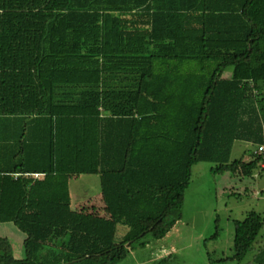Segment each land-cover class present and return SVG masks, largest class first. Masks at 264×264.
Returning <instances> with one entry per match:
<instances>
[{
	"label": "trees",
	"instance_id": "1",
	"mask_svg": "<svg viewBox=\"0 0 264 264\" xmlns=\"http://www.w3.org/2000/svg\"><path fill=\"white\" fill-rule=\"evenodd\" d=\"M261 145L264 0H0V223L27 234L0 264H117L182 219L194 165L252 175ZM83 174L109 218L72 209ZM234 226L264 264V215Z\"/></svg>",
	"mask_w": 264,
	"mask_h": 264
},
{
	"label": "rangeland",
	"instance_id": "2",
	"mask_svg": "<svg viewBox=\"0 0 264 264\" xmlns=\"http://www.w3.org/2000/svg\"><path fill=\"white\" fill-rule=\"evenodd\" d=\"M227 72L231 74L230 70ZM253 151L251 144L236 142L231 160L243 157L250 160ZM213 166L206 162L194 165L190 186L185 191L183 217L171 231L160 240L147 236V246L135 244L117 264H255L256 249L241 263L233 259L234 222L245 219L253 210L264 215V161L248 176L239 172H212ZM70 191L73 210L94 214V208L98 215L105 213L98 175L74 176L70 179ZM91 201L95 204L88 207ZM118 227L117 241L127 231L123 225ZM217 230L218 235L214 236ZM0 236L11 240L17 258L25 256L27 234L17 225L0 223Z\"/></svg>",
	"mask_w": 264,
	"mask_h": 264
},
{
	"label": "crops",
	"instance_id": "3",
	"mask_svg": "<svg viewBox=\"0 0 264 264\" xmlns=\"http://www.w3.org/2000/svg\"><path fill=\"white\" fill-rule=\"evenodd\" d=\"M99 176V175H98ZM44 177V175L43 174H39V176L37 177V178H43ZM74 177V176H73ZM72 177V178H73ZM101 195V200L103 199V201H104V196H103V194L102 193H100ZM72 196V195H71ZM91 204H95L94 202H90L89 203V205H88V207L89 206H91ZM104 205H105V201H104ZM105 208H104V210H103V212L105 211V213H103L102 215H98L97 213H96V211H95V209L93 208L92 209V211L94 212V214L93 215H95V216H98V217H101V218H109L110 217V213H109V211L107 210V207L106 206H104ZM80 212V211H79Z\"/></svg>",
	"mask_w": 264,
	"mask_h": 264
},
{
	"label": "built area",
	"instance_id": "4",
	"mask_svg": "<svg viewBox=\"0 0 264 264\" xmlns=\"http://www.w3.org/2000/svg\"><path fill=\"white\" fill-rule=\"evenodd\" d=\"M258 154H264V145L259 146V149L257 151ZM39 174H36L35 177H38Z\"/></svg>",
	"mask_w": 264,
	"mask_h": 264
},
{
	"label": "clouds",
	"instance_id": "5",
	"mask_svg": "<svg viewBox=\"0 0 264 264\" xmlns=\"http://www.w3.org/2000/svg\"><path fill=\"white\" fill-rule=\"evenodd\" d=\"M36 175V174H35ZM35 175H33L35 177Z\"/></svg>",
	"mask_w": 264,
	"mask_h": 264
}]
</instances>
